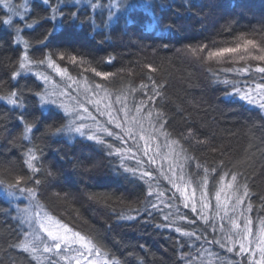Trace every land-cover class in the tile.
<instances>
[{"label":"trees","instance_id":"16d2710c","mask_svg":"<svg viewBox=\"0 0 264 264\" xmlns=\"http://www.w3.org/2000/svg\"><path fill=\"white\" fill-rule=\"evenodd\" d=\"M13 2L15 4L19 0ZM188 2L198 6L189 12L185 7L186 0H158L156 11L163 16V23L177 24V30L171 33L164 28L144 30L142 25L149 21L143 15L138 17L136 26H126L121 20L107 33H92L87 24L73 22L66 15L61 32L51 39L48 50L81 55L100 71L125 69L118 76L104 81L67 59H57V63L62 68L66 67L72 76L82 81V77H86L89 85L93 82L105 85L109 91L108 98L117 108H121V104L116 103L115 97L127 95L129 109L143 100L148 105L145 112L162 111L167 119L163 131L170 135L167 138L158 132L153 135L165 146L172 139L180 140L183 151L176 145L172 148L186 182L190 179L191 186L200 191L197 186L203 172L195 164L216 169L208 177L207 192L212 204L215 190L220 186L216 183L219 178L226 172L239 173L237 183H247L250 190L249 197L241 206L253 223L259 225L264 219V110L240 100L235 89L243 91L254 88L257 83H264V73L255 71L257 65L264 66V63L256 60L219 64L203 62L191 56L186 46L207 44L209 47H228L233 46L237 38H242L253 39L264 47V0ZM30 7L33 17L47 14L39 0H31ZM63 10L67 14L74 9L69 4ZM176 10L180 17H177ZM87 13L82 0L80 20H84ZM8 15L11 13L0 6V18H7ZM14 22H18L17 18ZM51 27V23L42 22L31 32L26 31L25 35L39 39ZM69 35L70 40L67 39ZM12 36L13 32L0 24V95L13 87L43 92L46 85L34 74L30 73L16 82L9 78L16 68L15 61L20 51L12 44ZM44 51L39 47L33 48L30 54L43 58ZM109 56L114 57L110 64L104 62ZM149 64L157 71L150 72L146 67ZM245 64L252 65L248 73L225 71ZM149 76L156 85H162L158 89L161 95H155ZM141 83L148 87L139 90ZM133 88L137 91L129 94ZM93 90L104 95L103 91ZM145 93L154 96V101H149ZM38 100V97H28V106L24 110L29 121L33 115L44 112L41 116L43 124L38 125L39 131L34 128L30 134L31 143L22 139L23 127L16 118L19 110L0 101V182H3L0 183V264H50L49 257L58 264H66L52 254L42 251L33 254L16 246L26 232L32 231L21 222L25 216L24 209L32 211L34 208V201L28 202L27 193L18 192L12 198L5 191L6 186L15 183L20 176L25 178L24 186L36 189V199L45 211L75 231L92 236L120 264H188V260L191 264L227 262L222 256L227 250L208 243L214 237L220 239L223 233L218 227L213 232L196 213L184 207L183 197L161 171L156 152L148 155L155 161L153 163L136 144L138 136H133L135 141L124 132L125 137L121 141L102 132L98 134L114 148L124 150L121 154L123 160L121 156L107 155L108 148L95 141L67 135L51 136L46 131L47 125L59 126L66 123L68 117L56 105L41 109ZM153 120L158 126L155 116ZM189 130L191 135H188ZM33 144L43 150L41 171L34 174L27 168L24 156ZM184 157H194L195 160L186 161ZM220 161H223L222 166ZM121 163L150 171L152 177L146 179L154 190L164 192V196L159 200L155 192L149 196L148 185L143 181L131 182L124 175H117L116 169ZM49 170L53 175H48ZM29 177L39 179L41 183L35 185ZM227 182L228 178L224 183ZM22 195L26 200L21 198ZM249 200L253 206L250 213L246 210ZM152 203L158 204L159 208H153ZM196 206L199 211V206ZM208 214L212 217L210 224L218 225L212 209ZM122 215H131L136 219H121ZM165 216H168L167 220ZM176 228L195 232L196 236H183L175 231ZM208 252L217 254L219 259L209 256ZM37 256L39 260L35 258ZM232 264H238V261Z\"/></svg>","mask_w":264,"mask_h":264},{"label":"snow or ice","instance_id":"6c2138e0","mask_svg":"<svg viewBox=\"0 0 264 264\" xmlns=\"http://www.w3.org/2000/svg\"><path fill=\"white\" fill-rule=\"evenodd\" d=\"M31 0H23V3L14 4L13 0H0V6L7 9V18H0V24L8 27L12 32V44L19 47V56L15 61L16 68L10 74V79L16 82L21 77H27L30 73L34 74L37 78L42 80L45 84L51 83V77L44 74L43 72L34 71V69L39 66H46L47 68L55 71L62 78H66L72 83H78L69 73L66 67H61L57 63V59L60 61H67L71 64H75L81 67L83 71H89L95 74L96 77H100L102 80L107 81L111 77H116L120 73H123L125 69H118L116 72L110 71H100L97 67H93L90 61L85 60L81 55L69 54L65 51L52 52L49 49V44L52 38L57 33H60L63 27V21L65 16L73 21L79 22L81 25L87 24L92 33H107L113 29L121 20L124 21L125 25L131 24L136 26L138 23V17L143 15L148 17V23L142 25L144 30H156L159 28H164L168 32H174L177 30L176 23H163V16L157 14V4L158 0H107L106 3H102L101 0H84V5L88 9V13L84 20H80V6L82 0H39V3L45 6L47 14L44 16H31L32 8L30 7ZM71 4L73 11L70 13L64 12V7ZM195 3H190L186 0L185 7L191 12V9L197 7ZM18 9H22L20 11ZM177 17H180V13L176 10ZM14 18H17L18 22H14ZM99 18V19H98ZM42 22H49L52 24L50 29H47L39 39H32L25 35V32H31ZM67 39H71V36H67ZM102 42V41H101ZM44 49L43 58H36L34 54H30L33 48ZM188 53L194 58L203 62H215L222 63L225 61L240 62L248 60H256L264 63V47L259 45L253 39H242L237 38V42L233 46L219 47L213 46L209 47L207 44L198 45H187ZM55 57V58H54ZM114 57H107L105 63H111ZM150 72L157 71L152 65H146ZM252 65L245 64L243 67L225 69V71H235L237 73H248ZM255 71L259 73H264V66L257 65ZM85 84L86 90L96 89L103 91L104 97H109V91L102 83H95L89 85L87 83V78L82 77ZM149 80L153 86V91L156 96L161 95L159 88L162 85H156L155 80L149 76ZM2 83V82H0ZM224 83H230V81H224ZM148 87V85L141 83L139 85V90H143ZM137 89H131V93H134ZM255 93V95H253ZM94 95L97 93H93ZM235 94L239 95V99L246 101L249 104L258 105L261 110H264V83L255 84L254 88H249L247 90H241L239 88L235 89ZM57 95L56 92H49L45 89L43 92L33 91L26 87H13L10 88L5 94L0 95V101L6 103V105L11 108L18 109L19 114L17 119L23 127L22 139L31 143V133L35 128L39 131L38 125H42L43 121L41 116L44 115L42 111L40 115H33L31 121L26 119L25 109L27 108L26 99L30 96L38 97V106L44 109L47 105H56L59 109L63 110V113L68 117L66 123H61L59 126L53 127V125H47L46 131L51 136H63L67 135L71 138L83 137L90 141H95L97 144L105 145L108 148L107 155L121 156L124 151L121 148H114V145L108 143L102 136L98 135L99 132L106 133L108 136H115L116 139L123 141L124 137L119 133H114L108 127H97L95 131L92 130V126L78 123V120H83L84 117L80 115L73 116V112L76 109L70 107L69 105L57 101L54 99ZM59 95H71L67 91L61 92ZM226 95H230L226 93ZM145 96L149 101H154V96ZM128 99L127 95H117L115 101L118 104L123 105L118 111L123 113V117L113 116L112 104L108 103L105 105L109 111L101 112V115H107L109 117L108 123L114 124L116 128H120L129 138L133 136H138L140 140L144 141V154L148 155V149L150 143L156 139L153 135L154 133H159L166 138L169 137V133L163 131L164 125L167 123V119L164 118V114L160 110L155 112L149 110L145 112L148 107L143 100L139 104L134 105L132 109H129L126 101ZM94 105L98 104L99 101H89ZM81 107H83L81 105ZM87 112V108H84ZM97 111H100L97 108ZM130 112L134 113L130 115ZM155 116L157 123L153 120ZM93 119H95L93 117ZM147 121L148 127H144V123ZM127 125V127H125ZM183 135V134H182ZM188 135H191V130H189ZM187 138L186 136L184 137ZM198 143H205V141H197ZM172 145L178 146L183 151V145H181L179 139H172L169 144L170 153L174 151ZM159 145L157 144V149ZM114 149V151H113ZM130 151V149L128 150ZM43 155V150L36 145L28 147L24 153L25 164L31 172L37 173L41 171V156ZM123 160L124 157L121 156ZM152 160L151 157H149ZM187 161L189 159L195 160L194 157H184ZM155 163L154 160H152ZM142 163V162H138ZM220 165H223V161H220ZM183 167V166H181ZM197 169H202L203 175L201 176V182L197 186L200 190L199 204L200 210L197 209L196 201V191L197 188H191L189 193L188 188L191 185V180L189 179L183 186L175 182V180L169 179L172 187L176 189L177 192L183 197V203L185 208H190L192 213H196L205 224L211 227L213 232L217 231V227L221 233L224 235L220 239L213 238L212 241L208 243H214L219 245L221 249H226L229 253H235L239 257L238 264H264V219L260 220L259 228L254 232L252 228V219L245 215L244 212H240L239 216L244 217L245 223L243 226L239 222V217H233L229 215V212H236L240 205L245 203V198L249 197L250 190L247 183L238 184L239 173H224L219 180L216 182L220 186L215 190V209L216 217L219 219L220 223L218 225L210 224L212 217L208 214L213 208L211 201L208 198L207 186L208 177L210 173H215L216 169H209L199 163L195 164ZM117 175H124V178L135 182L136 180L143 181L148 185V195H156V199H160L164 196V192L159 190H154L149 182L152 173L150 171H141L138 168L128 167L121 163L119 168L116 169ZM127 174V175H125ZM175 174V173H173ZM48 175H53L52 171H48ZM230 177V178H229ZM228 178V182L224 183L225 179ZM24 177L20 176L16 178L15 183L8 184L5 191L9 197L15 198L17 193H27L28 198L34 201V208L36 211H30L29 209H24V219L21 221L28 225L32 231L26 232L24 234V239L17 247L22 248L24 251L29 253H37L42 251L43 253H49L57 256L59 261H65L66 264H82L83 260H87L88 257H93L88 260V264H120V261L115 256H110V254L105 251L92 236L82 234L79 231H75L73 228L69 227L67 224L61 222L56 217L50 215L44 210L43 206L36 199L37 191L33 187L24 186ZM180 180H184V176L179 177ZM32 180V177H29ZM35 185H39L41 181L39 179L32 180ZM3 183V182H0ZM15 189V191H13ZM222 193L224 194L222 197ZM233 197L235 202L233 203ZM163 201L161 200V203ZM151 203V202H150ZM153 208H159V205L152 203ZM171 207V205H168ZM264 207V205H262ZM252 203H247L246 210L248 213L252 212ZM223 213V215H221ZM121 219L133 220L136 217L128 215L121 216ZM181 219H187V217H180ZM165 220L168 216L164 217ZM227 221L229 227L226 229L223 221ZM194 223L195 221H190ZM167 227L168 225H164ZM176 232H180L183 236H196L195 232L182 231L181 228H176ZM200 239V237H196ZM78 246V247H76ZM207 251V250H205ZM74 253V255H72ZM209 256H219L215 253L208 252ZM187 256V254H185ZM37 260L40 257H35ZM50 264H58V261L51 260L49 257ZM188 264H191V260H188ZM208 264H212V261H208Z\"/></svg>","mask_w":264,"mask_h":264},{"label":"rangeland","instance_id":"374dc122","mask_svg":"<svg viewBox=\"0 0 264 264\" xmlns=\"http://www.w3.org/2000/svg\"><path fill=\"white\" fill-rule=\"evenodd\" d=\"M20 3H23V0H19V2L15 3V4H20ZM20 11H23V10L21 9ZM34 71L43 72L44 74H46V75L51 77V81L52 82L48 83V84H45L46 85V89L49 92L54 91V92L57 93V95L55 97H53V98L57 99L58 103L59 102H63L65 104L69 105L70 107L76 109V111L73 112V116L80 115V116L84 117L83 120H78L77 122L84 123V124L92 126V130L93 131H95L97 127H108L114 133H119V134H121L123 136L124 132L120 128H116L114 124H109L108 123L109 117L107 115H101L100 114L101 112L109 111V109H107L105 107V105L108 104V103H111L112 104V109H113V112H112L113 116H118L120 118L123 117V113L118 111L120 108H117V106L111 101V99L105 98L104 95H101L100 93L95 92L93 89L86 90L84 82L81 79L72 76L69 72L68 73L74 79H76L78 81V83L74 84L71 81L67 80L66 78H62L55 71H53L50 68H47L46 66H39L38 68L34 69ZM64 91H67L71 95H59L61 92H64ZM94 92L97 93V94L94 95L93 94ZM253 95H255V93H253ZM89 101H99V103L94 105L92 103H89ZM81 105L83 107H81ZM121 107H122V105H121ZM84 108H87L88 111L85 112ZM97 108H99L100 111H97ZM130 115H132V114L130 113ZM93 117L95 119H93ZM125 127H127V125H125ZM144 127L145 128L148 127V124L146 122L144 123ZM124 137H125V135H124ZM133 140H135V138H133ZM136 144L140 146V148H141V150L143 151V154H144V152H145L144 141L139 139V141H137ZM157 144L159 145L158 149H157ZM154 151L156 152V155L159 157L160 169L164 173L166 178L168 180L169 179L175 180L176 183L181 184L183 186L186 183V180L185 179L184 180H180L179 179L180 176H183V173H182V171H181V169L179 167L180 162L178 161V158L175 155L174 151L170 153L168 146L163 145L162 142L159 143L158 140H153L150 143V145H149L148 155L150 153L153 155ZM148 155H147V157H149ZM173 173H175V174H173ZM191 188H193V187L190 185L189 188H188L189 193L191 192ZM223 195L224 194L222 193V197H223ZM199 196H200V191L197 190L196 191V201H197V205L200 208V204L198 202L199 201ZM21 198H25V200H26V197L23 196V195L21 196ZM28 199L29 198H27V200ZM28 202L30 203V199L28 200ZM234 202H235V198L233 197V203ZM211 203H212V201H211ZM212 205H213L212 210H213V213L215 215V220L219 224L220 221L216 217V209L214 207L215 201L213 202ZM32 211H36V210H34V208H33ZM240 212H244L243 207L241 205L237 209L236 212H231L230 211L229 215L233 216V217H239V222L243 226L245 221H244V217L243 216H239ZM50 215H52V214H50ZM221 215H223V213H221ZM245 215H247V214H245ZM52 216H54V215H52ZM223 223L225 225V228L227 229L229 227V225L227 224V221L225 220V221H223ZM251 226H252L254 232H256V230L259 228V225L254 224V223ZM223 235H224V233H223ZM76 247H78V246H76ZM72 255H74V253H72ZM222 256H223L224 260H227V262L225 261L226 263H224V264H232L233 261L237 262L240 259L239 257H237L235 255V253L226 252V253H223ZM92 258L93 257H88L87 260H83L82 261V264H88V260H91ZM63 262H65V261H63Z\"/></svg>","mask_w":264,"mask_h":264},{"label":"bare ground","instance_id":"6f19581e","mask_svg":"<svg viewBox=\"0 0 264 264\" xmlns=\"http://www.w3.org/2000/svg\"><path fill=\"white\" fill-rule=\"evenodd\" d=\"M65 263V262H64Z\"/></svg>","mask_w":264,"mask_h":264}]
</instances>
